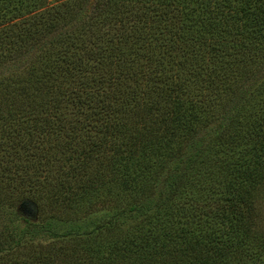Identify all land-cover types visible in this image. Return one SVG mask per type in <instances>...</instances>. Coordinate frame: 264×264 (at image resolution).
Returning a JSON list of instances; mask_svg holds the SVG:
<instances>
[{
    "label": "trees",
    "instance_id": "1",
    "mask_svg": "<svg viewBox=\"0 0 264 264\" xmlns=\"http://www.w3.org/2000/svg\"><path fill=\"white\" fill-rule=\"evenodd\" d=\"M0 264H264V0H0Z\"/></svg>",
    "mask_w": 264,
    "mask_h": 264
},
{
    "label": "rangeland",
    "instance_id": "2",
    "mask_svg": "<svg viewBox=\"0 0 264 264\" xmlns=\"http://www.w3.org/2000/svg\"><path fill=\"white\" fill-rule=\"evenodd\" d=\"M19 211L25 215L32 218H37V209L34 203L25 201L19 206Z\"/></svg>",
    "mask_w": 264,
    "mask_h": 264
}]
</instances>
